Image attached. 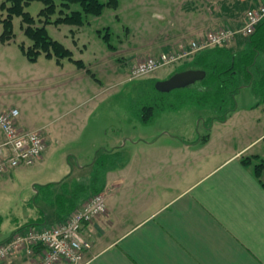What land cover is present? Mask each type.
I'll return each instance as SVG.
<instances>
[{
  "label": "crops",
  "instance_id": "0c3cea01",
  "mask_svg": "<svg viewBox=\"0 0 264 264\" xmlns=\"http://www.w3.org/2000/svg\"><path fill=\"white\" fill-rule=\"evenodd\" d=\"M263 4L264 0H179L178 10L168 18L178 27L163 38L157 36L138 60L189 45L210 30L239 29L247 10ZM11 44L0 43V114L17 108L21 129L43 131L47 145L37 162L44 163L54 142L66 146L82 139L83 134L73 133V120L88 116L75 115L74 105L77 99L81 106L91 99L86 83L93 63L80 59V66L76 58L60 63L45 54L35 62L21 46L16 50L9 48ZM153 78L166 76L158 72ZM61 118L59 127L52 128ZM104 128L106 135L108 125ZM185 132L186 128L161 127L132 139L129 146L116 138L102 147V154H116L102 190L107 211L85 226L92 248L80 264H264V170L260 177L254 171L264 156L253 151L264 134L231 152L209 153L212 133L196 142L187 140ZM2 133L0 143L5 141ZM102 134H92L93 148L101 144ZM248 156L253 157L250 165L241 161ZM59 220L56 224L63 222ZM46 222L48 227L55 225ZM31 228L37 227L16 228L0 244ZM39 256L38 251L34 256L14 254L0 264H32Z\"/></svg>",
  "mask_w": 264,
  "mask_h": 264
},
{
  "label": "rangeland",
  "instance_id": "374dc122",
  "mask_svg": "<svg viewBox=\"0 0 264 264\" xmlns=\"http://www.w3.org/2000/svg\"><path fill=\"white\" fill-rule=\"evenodd\" d=\"M3 1L0 0V15L3 12ZM99 1L105 4L103 12L100 15L86 16V22L80 27L54 23L46 26L48 33L54 39L73 51L74 58L93 63L92 74L89 75L86 83L87 97L91 99L82 106L77 99L74 105L75 115L83 112L88 118L83 120L81 116H77L73 120V133L83 134L81 141L76 140L66 146L54 142L46 162L10 168L2 174L0 240L10 235L16 228L36 218L40 220L39 213L32 203L39 186L52 181L50 183L55 184L53 186L55 193L71 194L75 190H82L81 182L89 178L94 171L97 151L100 150L99 153L102 154L104 149L102 147L116 138H121V143L125 145L127 142L129 146L132 139H139L154 129L186 128L183 135L187 140H196V142L200 140V136L212 133V146L209 148L210 152L207 151L212 153L213 151L231 152L235 147L244 146L264 134V103L256 104V97L250 87H244L238 93L237 109L224 121L214 120L215 112L208 106L183 102L173 107L161 103L155 104L158 118L155 117L149 123L141 122L139 118L141 108L146 100V93L150 90L147 85L141 83L157 76L158 72H164L167 79L176 69H180L181 64L193 57V55L188 56L176 64L162 67L149 75L141 77L131 75L133 66L147 57L138 60L141 53L147 54V45L157 36L163 38L167 32L178 27L177 24L176 26L171 24L168 18L171 20L173 13L178 10L179 0H116V4H109L110 0ZM44 5L43 1L34 0L26 7V10L37 19L35 26L42 25L38 16ZM59 9L60 7L53 19L59 16ZM74 9H80V5L72 4L65 12L69 13ZM13 28L15 37L9 48L18 50L22 43L26 46L32 44L31 39L23 31L22 17H14ZM2 32L3 24L0 22V43ZM238 37L228 45L234 49L240 48L239 45L235 46L236 41L241 38ZM156 55L159 54H154ZM42 62L44 61H39L40 64ZM183 89L167 92L170 102L178 100V92ZM164 105H166L164 109H159ZM211 120L215 123L213 124ZM63 121L64 118H61L52 128L59 127ZM106 125H108V133L103 135ZM100 133L101 144L93 148L90 144L91 136ZM262 137L253 144L255 146L253 151H259L264 156V136ZM95 193L93 190H86L81 195L88 199ZM45 208L49 215L48 225H57L60 218L56 207L45 205Z\"/></svg>",
  "mask_w": 264,
  "mask_h": 264
},
{
  "label": "trees",
  "instance_id": "16d2710c",
  "mask_svg": "<svg viewBox=\"0 0 264 264\" xmlns=\"http://www.w3.org/2000/svg\"><path fill=\"white\" fill-rule=\"evenodd\" d=\"M32 1L34 0H4L2 3L3 12L0 15V22L3 24L1 34L3 42L14 39V17H22L23 31L31 39L32 44L26 46L25 43H22L20 46L32 61L37 60L42 54L53 56L60 63L66 58L74 60L73 51L48 33L47 24H70L80 27L86 22V16L100 15L105 7V4L99 0H60V4H58V0H41L45 4L38 16L42 25L35 26L37 19L26 10ZM72 4H79L80 9H74L69 13L65 12ZM109 4H116V0H110ZM58 7H60L59 16L53 19ZM238 45L240 46L238 49H234L228 44L204 49L193 54L191 60L180 65V69H176L172 75L188 69H201L206 72V75L202 80L179 90L181 94L178 92V100L173 102L168 99L167 92H161L156 88L158 79L149 78L141 83L150 88L141 108V117H139L141 122L149 123L156 117L157 106L155 104L161 103L173 107L183 102H195L202 106H208L215 112L214 120L224 121L232 111L237 109V95L244 87L251 88L257 99V105L264 103V20L257 26L253 34L241 36L236 41L235 46L238 47ZM75 61L80 66L84 65L80 59ZM166 105L160 106L159 109H164ZM109 153L114 154L110 156ZM109 153L98 154L94 162L92 176L81 182L83 183L82 190H75L71 194L66 192L60 194V192L55 193L54 183L39 186L32 203L39 213L40 220L36 218L26 223L25 226L37 228L46 226L49 217L45 206L41 205L40 201L57 206L58 217L64 222L90 198L82 197V192L86 190H93L96 192L95 194L102 192L106 173L111 165L115 164L116 159L115 152ZM252 158L250 156L243 157L241 161L250 165ZM263 170L264 158L254 166L255 174L258 177L261 176ZM50 227L46 226V228Z\"/></svg>",
  "mask_w": 264,
  "mask_h": 264
},
{
  "label": "built area",
  "instance_id": "2783aa9c",
  "mask_svg": "<svg viewBox=\"0 0 264 264\" xmlns=\"http://www.w3.org/2000/svg\"><path fill=\"white\" fill-rule=\"evenodd\" d=\"M264 20V4L250 8L245 21L239 29L218 28L208 31L203 37L181 45L178 49L147 56L132 68V77L152 74L162 67L176 64L199 51L213 46L225 45L238 36L253 34ZM19 110L12 108L0 114V130L5 141L0 143V176L10 168L34 165L46 150V140L42 130H24L17 125ZM107 211L105 192L90 197L76 209L66 221L50 228H31L16 232L13 237L0 244V260L14 254L25 253L34 256L40 252L32 264H57L68 261L80 264L92 243L84 236L87 224Z\"/></svg>",
  "mask_w": 264,
  "mask_h": 264
},
{
  "label": "water",
  "instance_id": "95a60500",
  "mask_svg": "<svg viewBox=\"0 0 264 264\" xmlns=\"http://www.w3.org/2000/svg\"><path fill=\"white\" fill-rule=\"evenodd\" d=\"M205 75L206 72L201 69H188L176 72L167 79L158 80L156 82V88L161 92H171L175 89L188 87L202 80Z\"/></svg>",
  "mask_w": 264,
  "mask_h": 264
}]
</instances>
